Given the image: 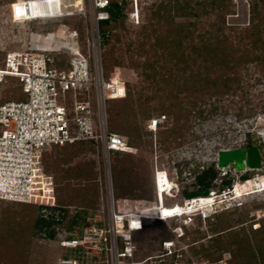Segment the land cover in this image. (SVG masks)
I'll list each match as a JSON object with an SVG mask.
<instances>
[{"label": "rangeland", "instance_id": "1", "mask_svg": "<svg viewBox=\"0 0 264 264\" xmlns=\"http://www.w3.org/2000/svg\"><path fill=\"white\" fill-rule=\"evenodd\" d=\"M17 1L19 0H0V67L9 51L24 49L30 34H58L64 28L73 27L84 38L88 17L75 16L47 23H18L12 15L14 3ZM161 1L166 0H126L124 28L118 27L115 30L119 41H113L115 48L111 53V46L105 50L102 48L105 74L117 73L125 80L127 92L132 94L135 112V118L125 116L114 123L120 127L125 122H135L140 134V140L133 137V146L129 144L128 136L120 135L125 138L132 151L111 156L112 196L108 193L110 184H106L101 151L97 144L84 143L52 148L44 156L43 167L52 176L55 190L51 197L39 198L35 203H31V206L54 207L56 197H63L68 204L63 224L56 228L54 240L46 239L43 233H37L23 257H15L12 250L0 251V264H61V260L65 259L75 261L76 264H111L110 255L103 246L69 249L64 248L61 242L70 235L81 236L86 222L95 227L106 228L111 199L115 209L118 208L120 212H129L137 206L154 203L155 169L165 170L179 185L177 196L165 200L167 205L181 203L187 196L196 193L195 178L202 169L209 167L218 172L211 190H227L224 182L230 180L231 187L240 184L242 192H250L254 189L252 182L260 180L261 184L257 186L262 191L245 196V204L241 208L218 212L211 220L202 223L188 226L182 225L180 220L166 224L148 223L142 232L134 236V260L165 263L173 261L172 258L163 257L162 242L168 240L173 241V250L181 256V262L192 260L209 264L203 257L194 256L191 251V248L198 250V243L192 247H188V244L192 242V233L195 230L206 236L211 234L210 224L216 221L217 214L225 213L235 223L242 218L245 222L238 227L243 226L249 236L251 228L264 225V62L261 63L262 66L255 62H241L239 67L234 69V74L230 73L231 77L237 76L238 86L233 83L231 91L223 95L194 94V87L175 88L173 84L168 85L163 81L151 83L145 78V74L150 72L145 67L156 60L158 80L162 74L163 80L166 79L169 68L173 73H177L172 63L166 62L167 57H160L161 49L154 46L157 37L166 35L169 27L168 18L153 16V11ZM255 1L257 0H228L224 3L225 8L216 9L210 5L211 0H192L189 7L199 16H181L179 12L174 20L194 24L195 37L210 30L212 25L222 26L224 36H228L234 45L244 44L246 41L240 37V32L250 24L251 8ZM136 6L139 12L137 25L128 20V14ZM75 7H79L77 2ZM85 7L88 11V0H85ZM197 41L195 38L194 42ZM159 57L160 59H157ZM17 87L14 80L0 84V104L17 99ZM178 89H182L178 95L182 106L179 112L174 111L170 101L165 98L172 97ZM107 107L108 120H111V110L126 109V104L120 100L108 101ZM162 115L166 116L165 122L156 132H149L146 127L148 120ZM248 143L258 144L262 150L263 162L260 170L234 173L232 168L216 169L215 160L219 150L244 148ZM115 176L119 179L118 186L115 184ZM255 176L258 178L246 182ZM77 190L84 191L87 198H79ZM185 190L190 192L186 197L182 194ZM44 212L46 214L50 211ZM83 212L85 221L68 231L65 226L69 219ZM6 214L10 218L25 217L26 220H31L34 210L18 204L0 202V218ZM179 226L184 233L185 230L188 232L185 239V235L177 239L172 233V230ZM164 231L170 234L169 239H163ZM203 242L207 243L206 240ZM0 250L4 248L0 247ZM236 254L235 245L229 246L228 252L222 254L218 264L233 263Z\"/></svg>", "mask_w": 264, "mask_h": 264}, {"label": "built area", "instance_id": "2", "mask_svg": "<svg viewBox=\"0 0 264 264\" xmlns=\"http://www.w3.org/2000/svg\"><path fill=\"white\" fill-rule=\"evenodd\" d=\"M80 1L81 7L71 10H66L65 0L14 3L12 15L18 23H47L75 16L88 17V23L84 38L73 27L58 34H30L24 49L5 55L0 84L14 80L23 98L0 104V202L31 204L51 197L54 182L43 167L45 154L55 147L80 143L99 146L106 184H110L108 193L112 196L111 156L132 151L125 138L112 133L108 126L107 102L123 99L127 93L125 80L117 73L106 75L102 62L100 25L110 18L109 0H88V11L85 0ZM128 20L139 24L137 6L128 14ZM165 120V115L150 118L147 130L156 132ZM153 184L154 203L120 212L111 199L106 228L86 222L81 236L63 240L62 246H103L111 264H200L181 262V256L173 250V241L168 240L162 242L163 257L173 261H136L134 236L150 222L166 224L180 220L188 226L211 220L218 212L241 208L248 196H229L234 185L222 192L207 189L205 196H187L181 203L167 205L165 200L179 193L177 181L165 170L155 169ZM172 233L177 239L185 235L181 226ZM61 264L76 262L65 259Z\"/></svg>", "mask_w": 264, "mask_h": 264}, {"label": "trees", "instance_id": "3", "mask_svg": "<svg viewBox=\"0 0 264 264\" xmlns=\"http://www.w3.org/2000/svg\"><path fill=\"white\" fill-rule=\"evenodd\" d=\"M191 1H161L153 11L154 17H165L169 20L166 35L157 37L154 46L156 49H161L162 53L160 57H167L166 62L172 63L177 73H173V70L169 68L166 79L163 80L164 74H162L159 75L160 80H158L155 69V63L158 60H156L155 63L146 65L145 68L149 69L150 72L145 74V78L151 83L163 81V83L168 85L173 84L175 88L182 87V89H187L194 87V94L199 93L209 96L226 94L231 91L233 83H236L238 86L239 81L237 76L233 75L231 77L230 73L234 74V69L239 67L241 62H255L258 65L260 64V66L264 62V0H257L252 4L250 24L240 32V37L246 43L239 45H234L228 36H224V28L222 26L216 27L212 25L210 30L202 34L199 33L195 37L194 24L175 22L174 19L178 16L179 12H181V16H199L196 12H192L193 9H190ZM211 1L210 5L216 7V9L225 8L226 4L224 3L228 2V0ZM126 6V0H109L108 11L110 18L100 25L101 46L104 50L111 46L109 49L110 53L115 48L114 44H112L113 41H119V36L115 33L116 28H124ZM144 29L146 28L144 27ZM195 38L198 39L197 42H194ZM160 57L157 59H160ZM193 66L195 70H193ZM182 89H178L170 98L165 97L167 101H170V106L174 107L173 110L177 112L182 110L181 99L178 98ZM17 91L19 92V97L15 100L22 99L23 96L19 87H17ZM232 92L234 93L235 91L233 90ZM120 101L125 102L126 109L111 110L112 119L108 120L109 130L118 135L128 136L130 138L129 144L133 146L135 144L133 137L140 140L139 130L135 122H131V124L125 122L120 127L114 123L115 120H121L125 116H133L135 118L131 92L128 91L125 98L120 99ZM117 154L124 153H114L113 155ZM44 170L48 173L45 167ZM217 175L218 172L213 167L202 169L195 178V191L200 192L213 187ZM118 180L117 176L115 178L117 186L119 185ZM224 183L226 187H230L231 185L230 180ZM77 192L79 198L83 200H85V197L87 198L84 191L77 190ZM189 193L186 190L182 192L185 197ZM56 198V205L54 207H33L31 204L11 203L22 205L29 209L33 208L34 216L31 217V220H26L25 217L19 219L10 218L7 214L0 218V247L4 248V250L0 251L9 252L12 250L13 255L20 258L26 254L28 246L36 238L37 233H43L46 239L54 240L56 228L63 224L68 206L63 197L58 196ZM45 210H49L50 212L44 214ZM84 214L83 212V214L80 213L72 216L65 226L66 229L72 231L75 225L84 222ZM215 220V222L210 224L211 234L209 236H206L199 230H195L192 233V242L188 244V247H192L195 243L199 244L198 250L191 248L194 256L203 257L209 264H218L222 254L228 252V247L235 245V250L237 251L236 258L230 264H264V225L259 228H251L249 232L251 236H249L243 226L238 227L245 222L242 218L235 223L229 218V215L219 213L216 215ZM187 235L188 232L185 230L183 239ZM72 237L70 235L65 239ZM162 237L163 239H169L170 234L164 231ZM203 240H206L207 243L205 244ZM186 262L191 263L194 261L186 260Z\"/></svg>", "mask_w": 264, "mask_h": 264}, {"label": "water", "instance_id": "4", "mask_svg": "<svg viewBox=\"0 0 264 264\" xmlns=\"http://www.w3.org/2000/svg\"><path fill=\"white\" fill-rule=\"evenodd\" d=\"M262 159V150L256 145L248 148L219 150L216 155L215 167L219 170L232 168L234 173L246 170L258 171L262 168ZM207 194L208 190H203L189 195L188 198Z\"/></svg>", "mask_w": 264, "mask_h": 264}, {"label": "bare ground", "instance_id": "5", "mask_svg": "<svg viewBox=\"0 0 264 264\" xmlns=\"http://www.w3.org/2000/svg\"><path fill=\"white\" fill-rule=\"evenodd\" d=\"M76 2L78 3V6L81 7V1L80 0H65V8H66V10L76 9L77 8V7H75ZM262 179H264V176H262ZM259 184H261L260 180H257V182H252L251 185H252V187L254 189L252 191H250V192H248V191L247 192H244V191L242 192V186L240 184H238L237 186H235L233 191L228 193V195L229 196H232V195L239 196V195H242V194H246V195L248 194V196H249V195H252V194H258V192L262 191L261 189H258L259 187L257 185H259ZM173 207H175V206H173ZM177 207H179V206L178 205L176 206V210L175 211L178 210ZM165 212L168 213L169 211H165Z\"/></svg>", "mask_w": 264, "mask_h": 264}, {"label": "flooded vegetation", "instance_id": "6", "mask_svg": "<svg viewBox=\"0 0 264 264\" xmlns=\"http://www.w3.org/2000/svg\"><path fill=\"white\" fill-rule=\"evenodd\" d=\"M252 145H256V146H258V147H260L258 144H246V146L244 147V148H248V147H250V146H252ZM261 149V148H260ZM262 162H263V159H262Z\"/></svg>", "mask_w": 264, "mask_h": 264}]
</instances>
